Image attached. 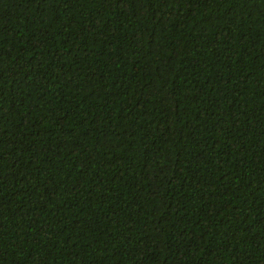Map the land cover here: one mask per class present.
I'll list each match as a JSON object with an SVG mask.
<instances>
[{
  "label": "trees",
  "instance_id": "trees-1",
  "mask_svg": "<svg viewBox=\"0 0 264 264\" xmlns=\"http://www.w3.org/2000/svg\"><path fill=\"white\" fill-rule=\"evenodd\" d=\"M0 264H264V0H0Z\"/></svg>",
  "mask_w": 264,
  "mask_h": 264
}]
</instances>
